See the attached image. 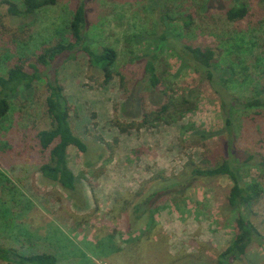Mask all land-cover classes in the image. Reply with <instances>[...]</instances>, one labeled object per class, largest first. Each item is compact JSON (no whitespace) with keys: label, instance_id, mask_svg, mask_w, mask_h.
Returning <instances> with one entry per match:
<instances>
[{"label":"rangeland","instance_id":"obj_1","mask_svg":"<svg viewBox=\"0 0 264 264\" xmlns=\"http://www.w3.org/2000/svg\"><path fill=\"white\" fill-rule=\"evenodd\" d=\"M7 1L21 4L20 0H0L1 74L16 65L36 63L47 47L72 39L69 26L79 0H58L31 16L9 15ZM148 1L87 2L90 38L118 53L115 77L108 85H103L102 72L90 65L84 51L53 63V69H41L45 75L58 70L74 131L106 148L103 160L87 168L84 155L75 146L69 147V164L84 182L78 203L60 186L47 185L39 172L48 153L40 151L38 133L51 123L46 82L35 84L31 99L15 98L9 113L0 119V245L25 254L56 253L60 264H200L216 261L236 235L235 214L228 204L232 182L227 177L208 187L193 188L179 203L170 201L159 209L155 217L164 211L162 226L156 220L150 231L143 224L129 232L132 206L139 199L134 194L144 184L146 191L161 176H178L191 161L203 166L220 161L229 138L225 132L206 140L204 146H195L192 132L183 130L189 124L207 131L224 128L221 100L194 71H179L180 60L169 48L157 61L163 89L170 102L190 98L195 107L177 111L171 106L169 113L162 115L152 114L158 111L152 107L145 123L122 116L120 77H139L143 65L134 61L135 57L154 47L148 41L130 48L125 44L126 33L151 29L155 24L156 12L147 9ZM244 1L251 15L230 22L223 12L201 13L198 0H166L174 10L194 15L195 24L190 31L184 30V40L224 51L242 37L244 45L252 48L237 68L239 81L232 92L238 96L252 95L264 82V10L258 0ZM236 114L242 116L238 132L246 128V134L238 137L237 156L245 160L254 152V161L260 163L247 179L260 182L263 188L248 219L264 234V154L248 148L252 141L257 147L264 146V108L248 113L238 110ZM117 122H123L127 131H121ZM134 233L140 234V241L133 240ZM262 243L251 244L247 263L239 257L229 264H264ZM0 264L10 263L0 260Z\"/></svg>","mask_w":264,"mask_h":264},{"label":"trees","instance_id":"obj_2","mask_svg":"<svg viewBox=\"0 0 264 264\" xmlns=\"http://www.w3.org/2000/svg\"><path fill=\"white\" fill-rule=\"evenodd\" d=\"M57 1L20 0L19 6L7 1V11L13 16H31L54 5ZM87 2L88 0H79L75 9L69 26L71 40L67 39L47 47L37 57L36 63H29L27 67L16 65L5 74L0 73V119L9 113L15 98L31 99L35 84L40 81L46 82L48 87L46 106L51 123L49 128L38 133L40 151L48 153L46 160L39 167V172L47 185L60 186L77 203L83 193L84 182L69 164V147L75 146L84 155V164L87 168L97 166L103 160L107 154L106 148L100 142L91 143L83 139L74 131L69 100L58 77V70L54 69L50 75H45L42 74L41 69L48 67L53 69V63L61 62L65 58L71 59L75 52L84 51L90 65L102 72L103 85H108L114 79L113 69L118 53L114 47L98 46L90 38L86 31ZM198 3L199 11L204 15L214 11L223 12L230 22H239L251 15L250 7L244 0H198ZM258 5L264 10V0H258ZM147 9L152 13L156 12V22L153 27L125 34V44L128 48L146 41L154 44V47L151 52L133 58L134 61L143 65L139 77L129 79L124 74L120 77L123 88L120 106L122 116L133 122L140 120L145 123L149 120V111L152 107L158 108V111H152L154 115L169 113L171 106L177 111H189L195 107V101L190 98H183L180 102H170L163 89V81L157 70V61L169 48L180 60L179 71H194L201 83L209 84L221 100L224 128L218 131H207L199 129L195 124H189L184 126L183 130L192 132V142L195 146H204L206 140L225 132L229 138L223 145L224 154L220 161L208 166L191 161L178 176H161L146 191H144V184L141 191L134 194L139 199L132 206L129 232L137 231L143 224H146L147 231H150L157 224L155 217L157 211L164 208L170 201L179 203L193 188L208 187L216 180L227 177L232 182L228 204L235 214L236 235L218 254L216 261L203 260L200 264H229L234 258L239 257L247 263L251 255V244L254 241L260 243L264 241V234L248 219V214L259 200L263 188L261 183L254 179L247 181L251 169L258 168L260 164L254 161L256 154L253 151L256 148V153L264 154V146L257 147L252 141L248 148H252L253 153L245 160L237 156L236 147L241 139L238 137L246 134V128L238 132L237 127L240 126L238 122L242 116L236 114V111L243 110L244 113H248L264 108V82L250 96H238L232 92V88L239 81L237 68L244 61V55L250 53L252 48L244 45L245 40L242 37L234 40L224 51L195 45L184 40V30L190 31L195 24L193 14L174 10L166 0H149ZM168 115L172 117L171 114ZM117 125L123 132L128 129L123 122H117ZM248 131L249 129L247 135ZM259 133V130H256V134L259 135ZM246 139L251 141L249 138ZM0 260L10 264H60L56 253L25 254L16 248L2 244Z\"/></svg>","mask_w":264,"mask_h":264},{"label":"crops","instance_id":"obj_3","mask_svg":"<svg viewBox=\"0 0 264 264\" xmlns=\"http://www.w3.org/2000/svg\"><path fill=\"white\" fill-rule=\"evenodd\" d=\"M163 212L164 211H161L160 212V214L158 215V216H156V220H157V222H158V226H162V223H161V219H162V217H163ZM137 233V232H136ZM136 233H134L132 236L133 237H136V238H133V240H135V241H140V234L139 235H137L136 236ZM156 240H158V238H156ZM166 247H167V249L165 250L166 252H168V244L166 245ZM124 262V261H123ZM124 264H125V262H124Z\"/></svg>","mask_w":264,"mask_h":264},{"label":"built area","instance_id":"obj_4","mask_svg":"<svg viewBox=\"0 0 264 264\" xmlns=\"http://www.w3.org/2000/svg\"><path fill=\"white\" fill-rule=\"evenodd\" d=\"M105 264H107V263H105Z\"/></svg>","mask_w":264,"mask_h":264}]
</instances>
